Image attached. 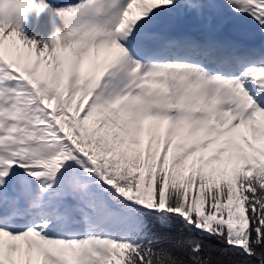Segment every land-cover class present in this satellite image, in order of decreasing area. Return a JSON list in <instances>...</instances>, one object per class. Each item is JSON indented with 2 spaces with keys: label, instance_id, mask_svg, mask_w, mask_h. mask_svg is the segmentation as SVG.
<instances>
[{
  "label": "snow or ice",
  "instance_id": "obj_1",
  "mask_svg": "<svg viewBox=\"0 0 264 264\" xmlns=\"http://www.w3.org/2000/svg\"><path fill=\"white\" fill-rule=\"evenodd\" d=\"M264 264V0H0V264Z\"/></svg>",
  "mask_w": 264,
  "mask_h": 264
}]
</instances>
